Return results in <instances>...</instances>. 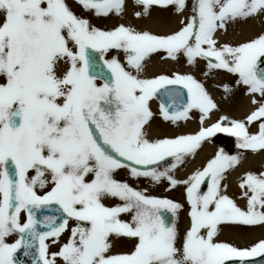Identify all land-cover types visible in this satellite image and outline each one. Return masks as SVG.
<instances>
[{
	"label": "snow or ice",
	"instance_id": "obj_1",
	"mask_svg": "<svg viewBox=\"0 0 264 264\" xmlns=\"http://www.w3.org/2000/svg\"><path fill=\"white\" fill-rule=\"evenodd\" d=\"M75 3L81 14L66 0H0V264H24L15 255L21 249L31 264H264V238L247 247L216 239L221 226L264 228V172L240 177L244 208L225 182L239 152L218 147L185 178L177 175L217 134L233 137L237 150H264V31L235 45L216 39L229 23L264 16V0H193L191 14L166 34L91 22L121 16L126 0ZM132 3L137 19L154 7H187V0ZM159 52L173 61L182 55L192 67L205 61V77L232 74L253 110L204 126L218 106L202 82L187 72L144 75ZM218 87L225 98L233 92ZM154 99L164 121L175 125L197 110L201 126L149 139ZM119 170L134 181L182 188L185 203L133 187L116 178ZM185 205L189 225L181 235ZM38 209L57 215L38 219ZM11 236L18 238L8 242ZM122 239L133 242L131 250L113 253ZM49 241L58 251L49 252Z\"/></svg>",
	"mask_w": 264,
	"mask_h": 264
},
{
	"label": "bare ground",
	"instance_id": "obj_2",
	"mask_svg": "<svg viewBox=\"0 0 264 264\" xmlns=\"http://www.w3.org/2000/svg\"><path fill=\"white\" fill-rule=\"evenodd\" d=\"M189 3V4H188ZM72 10L81 14V8L77 6H71ZM139 10L130 0H126L125 10L121 16H116L110 14L108 17L101 18H92V23L97 27L104 26V30H109L107 28H113L117 24H125L136 27L139 30H147L155 34H166L169 31L175 30L177 28L176 18H186L190 15V0H187V7L185 10L180 13L178 16L176 14L165 13L167 8L161 9L154 7L148 17H142L137 19L134 16V11ZM83 15H90L84 13ZM261 31H264V16L256 17L247 20L246 22L238 23H229L227 25V31L222 32L218 31L216 33V39L219 43H230L238 44L249 40L251 36H256ZM112 54V53H110ZM116 55V54H115ZM123 60L122 56H119ZM159 54H152L151 59L146 63L144 70V75L151 77L154 74H161L162 70L179 73H191L198 75V72L201 75V81L205 83V88L212 96V99L218 106V111H213L211 119L205 121L209 123L213 120H217L220 115H226L232 119H243L246 114L248 115L253 109L251 104V97L245 95V90L243 87H233V92L225 98V93L223 92L222 86L224 84L232 85L230 82L231 74L225 71H217L209 76L205 77L201 73L205 69V61L198 59L195 67L189 66L185 63L184 57L181 55L178 61H173L170 59L160 60ZM185 71V72H183ZM169 74V73H164ZM233 86V85H232ZM154 106V104H153ZM155 109V106L153 107ZM147 127V126H146ZM197 128V125L194 121H179L177 124H172L171 122H166L159 119L156 116H153L151 120L150 127H147L148 138L149 139H158L166 136H173L175 134H187L192 133ZM218 149V145L212 142H204L201 149L198 150L194 159L191 162H188L181 170L177 173L179 178H185L190 172L197 166L202 165L207 158H210L215 151ZM264 151L261 150L256 153H251L243 155L241 162L233 169L226 174V183H227V194L233 198L238 206L241 208L245 207L246 202L243 199H238L240 196L241 189L239 188V179L245 172L259 173L264 170ZM260 167H262L260 169ZM260 169L259 172H257ZM117 177L121 180L127 181L133 187H139L141 189L147 188L151 195L156 193H162L166 195V183L152 185L144 180L134 181L128 175L126 170H119L116 173ZM171 200L184 204V195L182 188H176L175 190H169ZM106 205H112L116 203L113 200L104 201ZM186 206L184 209L180 210L177 217V226L181 235L184 233L188 225V217ZM71 227V225L69 226ZM67 236V233L64 234V237ZM225 238L233 239L234 245L237 247H247L251 243H254L260 238H264V228L262 227H229L221 226V231L217 240H222ZM133 242L130 240L122 239L115 242L113 247V253H126L131 250Z\"/></svg>",
	"mask_w": 264,
	"mask_h": 264
},
{
	"label": "rangeland",
	"instance_id": "obj_3",
	"mask_svg": "<svg viewBox=\"0 0 264 264\" xmlns=\"http://www.w3.org/2000/svg\"><path fill=\"white\" fill-rule=\"evenodd\" d=\"M168 12H171V11L168 10ZM254 37L255 36H251L248 39H252ZM223 139H225V141H222ZM213 141L215 142V144L218 145V147H223L225 149V151L228 152L229 154H237L236 152H239L243 156V155L249 154V152L254 153V152H252L250 150H237L235 148V139L234 138L222 137L220 135H217V136L214 137ZM116 178L120 180V178H118V177H116ZM165 192L169 193V190L165 189ZM167 195L169 196L170 194H167ZM165 215L169 218V220H171V215L170 214L165 213ZM22 217H23V214H22ZM70 225L72 226V221L71 220H69V226ZM16 238H18V237L17 236H11V237L8 238V242H12ZM66 239H67V236L64 237V235H62L61 242L65 241ZM224 241H229V240H227V238H226V240L224 239ZM48 243H49V252L50 253L58 251V248H59L58 244L54 245L50 241Z\"/></svg>",
	"mask_w": 264,
	"mask_h": 264
}]
</instances>
